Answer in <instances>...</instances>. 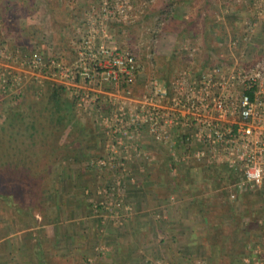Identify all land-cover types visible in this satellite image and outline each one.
<instances>
[{
  "label": "rangeland",
  "instance_id": "obj_1",
  "mask_svg": "<svg viewBox=\"0 0 264 264\" xmlns=\"http://www.w3.org/2000/svg\"><path fill=\"white\" fill-rule=\"evenodd\" d=\"M36 1L39 6L33 10ZM11 2L13 5L24 3L23 0ZM2 7L3 18L7 20L9 16L16 23L0 30V48L8 53L39 51L45 57H57L70 64L75 60L77 48L91 34L98 43L132 51L142 68L133 99L148 93L152 78H158L163 85L172 84L184 70L197 71L208 63L209 67L220 66L230 73L231 69L238 70L260 59L264 52V0H29L28 15L10 10L9 6ZM57 14L69 17V25L61 27L58 37L53 30ZM191 35L197 40L190 42ZM198 36L210 39L205 47ZM197 53L203 58L196 59ZM24 85L25 96L18 102L0 98V118L29 112V107L41 102L43 94L54 87L52 82L33 76H27ZM75 112L84 126L92 127L94 137L87 149L82 144L80 152L76 142L65 139L72 156L79 152L76 153L79 161H61L52 173L56 203L48 211L58 222L43 228L49 236L57 238L48 252L54 264H97L99 260L111 264L119 249L126 253L134 248L140 258H132L130 264H195L204 260L207 254L200 245L206 236L201 233L209 228V222L186 211L191 196L178 191L176 196H182L179 199L187 202L172 207L174 203L167 201L169 195L164 190L159 194L163 201L157 206L146 199L144 191L139 190L141 187L126 184L128 178L137 183L140 171H99L90 167L105 152V131L95 121L93 112L77 106ZM159 149L167 154L162 146ZM179 152L181 155L182 149ZM161 154L162 161L165 157ZM135 160L133 156L132 162ZM202 165L201 174L206 177L210 166ZM186 166L180 161L172 172H160L159 176L167 177L169 172L184 182L182 167ZM219 176H210L205 186L199 188L198 197H204L212 208L220 209L227 202L232 203V209L248 230L249 255L242 257V264H264V190L248 192L232 200L227 198L232 191L228 181L220 182L224 177ZM114 178L125 182L122 209L128 208L127 217L118 221L112 213L118 210L115 201L121 188L110 187ZM204 188L208 189L206 194H202L206 191ZM36 217L41 220L39 214ZM230 223L225 221L226 225ZM193 231L197 233L194 237L199 235L196 241L189 239ZM27 232L26 224L11 213L0 218V264H29L27 257L31 251L24 249ZM173 237L177 242L172 241Z\"/></svg>",
  "mask_w": 264,
  "mask_h": 264
},
{
  "label": "built area",
  "instance_id": "obj_2",
  "mask_svg": "<svg viewBox=\"0 0 264 264\" xmlns=\"http://www.w3.org/2000/svg\"><path fill=\"white\" fill-rule=\"evenodd\" d=\"M229 72L220 66L188 69L168 85L152 78L148 93L133 99L131 88L142 76L136 55L98 43L91 34L70 64L39 51L8 53L0 48V98L20 99L27 76L48 80L64 89L77 107L93 112L105 131V152L90 167L128 172L133 156L149 159L140 141L149 137L170 154L173 170L183 160L224 169L232 189L229 199L234 200L264 190V52L260 59ZM257 168L259 182L249 179ZM111 184L121 188L115 201L121 211L112 213L118 221L127 217L128 208L122 209L125 182L114 178Z\"/></svg>",
  "mask_w": 264,
  "mask_h": 264
},
{
  "label": "trees",
  "instance_id": "obj_3",
  "mask_svg": "<svg viewBox=\"0 0 264 264\" xmlns=\"http://www.w3.org/2000/svg\"><path fill=\"white\" fill-rule=\"evenodd\" d=\"M23 2L22 5H13L11 0H0V30L16 24L9 16L7 20L3 18L2 6H9L10 10L28 15L31 11L29 0H23ZM38 6L36 1L32 9L36 10ZM56 17L53 30L58 37L61 27L69 25V17L62 14H57ZM28 30L31 32V28ZM213 52L216 53V51ZM126 89L127 86L124 85L123 92ZM131 90L136 93L137 87L133 86ZM45 93L41 98L45 100L40 99L41 102L33 103L29 107V112L21 111L7 118L6 115L0 118V218L11 213L19 222L26 224L28 232L25 235L24 249L31 251L27 257L29 264L55 263L48 252L50 253L53 242L57 241L56 235L49 236L43 228L58 222L57 217H51L48 211L56 203L52 190V173L57 163L61 161H79L76 153L81 151L82 144L87 149L94 137L92 127L84 126L78 119L75 112L76 103L65 97L64 89L54 86ZM24 96L23 94L21 98ZM15 102H18V99ZM88 137L90 140L87 142ZM67 138L77 143L76 148L79 152L76 151L75 156H72V152H68L65 142ZM207 171L206 178L214 175L217 178V175H220L224 177L220 179V182L229 181L228 174L221 169L209 167ZM198 174L199 170L193 168L189 173L190 179L184 177L186 184L196 183ZM199 191L197 188L194 193ZM189 195L195 197L192 193ZM198 196L199 194L186 207V210L199 219L209 222H207L209 228L201 233L206 237L200 245L207 255L200 261L204 263L208 261L210 264H242V257L249 255L248 230L232 209V203L227 202L220 209L212 208L208 201L204 200L205 198ZM36 214L41 216L40 221ZM226 219L231 221L229 225L225 224ZM196 234L193 231L189 239L196 241L195 239L199 236L194 237ZM172 241L177 242V238L173 237ZM1 246H3L2 243ZM136 256L139 257V254L135 248L126 253L119 249L117 258L112 260L111 264H130L132 258ZM201 262L195 264H202ZM97 264L110 263L99 260Z\"/></svg>",
  "mask_w": 264,
  "mask_h": 264
},
{
  "label": "crops",
  "instance_id": "obj_4",
  "mask_svg": "<svg viewBox=\"0 0 264 264\" xmlns=\"http://www.w3.org/2000/svg\"><path fill=\"white\" fill-rule=\"evenodd\" d=\"M204 15H205V13H204ZM190 37L191 38L188 39L190 42L197 40V37L194 35H191ZM198 39L201 41V43H203L204 47H205V44L207 42H209V40H210L206 36H198ZM193 51L195 52V50H193ZM200 54L203 55V53H201V51H200ZM200 54L197 53L195 55V58L196 59L203 58V56H201ZM168 55L170 56L172 54H168ZM172 57L173 56H170L171 59H173ZM208 64H210V63H208ZM208 64H207V66H204L203 68H210L209 67L210 65H208ZM140 139H141L140 141H141L142 146H143V150H144V152H146L145 154L147 156H149V161H145V156L142 158H136V160H135L136 163L130 161L127 164L129 167V171H133L134 169H136V171L141 172V176H140V178H137V181H138L137 183H135L134 181L130 182L128 180L130 178H128L126 180V184L129 182L127 185H133L132 183H134V185H136L137 187H139V188L141 187L139 190L144 191V196L147 197L146 199L149 198L148 200L156 203L157 206L163 201V199H161L159 197V194H160V192H163L164 190H166L167 194L169 195L167 201L172 200L173 201L172 203H174L172 207L179 205V203H186L187 202L186 200H180L179 199V197H182V196H176L178 191L182 190V193L184 195H187V196H189V193H192L196 197L198 193L197 192L194 193V191L197 188H200L201 186H205V181L208 179V178L206 179V177L202 176V174H201V170H204L203 165L199 164V163L195 164V163H192L190 161L185 162L183 160L182 162L184 163V165L187 164L186 167H182V170L184 171L183 177H187L188 174L194 168V169L199 170V178L197 179V182L194 184L193 183L186 184L185 181L181 182V181L177 180L176 178H174L175 176L172 177L169 173V172L173 171V169L171 168L170 154L168 152H167V154H164V152L159 149L160 146L155 145L152 138L141 137ZM161 153H163V156L165 157L164 160H163V157L161 158L162 161L159 159L162 156ZM181 153L183 154V152H181ZM185 157H184V159H185ZM175 167H177V166H175ZM164 171H169L167 174V177L166 176L164 177L163 175L159 176V173L164 172ZM144 172H146V173H144ZM225 173H228V172L225 171ZM169 176H171V177H169ZM207 177H210V176H207ZM139 179H140V181H142V183H140ZM177 185H178V188L176 189ZM205 190L206 191H203L202 194H206V192H208L207 191L208 189H205ZM195 197L193 196V197H188V198H191V201H194ZM227 198H229V197H227Z\"/></svg>",
  "mask_w": 264,
  "mask_h": 264
},
{
  "label": "clouds",
  "instance_id": "obj_5",
  "mask_svg": "<svg viewBox=\"0 0 264 264\" xmlns=\"http://www.w3.org/2000/svg\"><path fill=\"white\" fill-rule=\"evenodd\" d=\"M249 179L250 180H255V181L259 182L260 179H261L260 169L257 168V169H254L253 171H251L249 173Z\"/></svg>",
  "mask_w": 264,
  "mask_h": 264
}]
</instances>
